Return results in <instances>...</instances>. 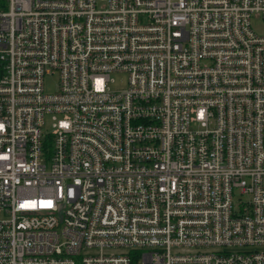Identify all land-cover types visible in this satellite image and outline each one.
<instances>
[{
  "label": "built area",
  "instance_id": "obj_1",
  "mask_svg": "<svg viewBox=\"0 0 264 264\" xmlns=\"http://www.w3.org/2000/svg\"><path fill=\"white\" fill-rule=\"evenodd\" d=\"M0 264H264V0H0Z\"/></svg>",
  "mask_w": 264,
  "mask_h": 264
},
{
  "label": "rangeland",
  "instance_id": "obj_2",
  "mask_svg": "<svg viewBox=\"0 0 264 264\" xmlns=\"http://www.w3.org/2000/svg\"><path fill=\"white\" fill-rule=\"evenodd\" d=\"M253 28L256 31H261L262 23L261 22H255L253 23ZM57 86V77L56 75H52L50 77H47L44 81V91L47 94H53L56 91ZM127 86V76L126 74H114L110 77V83L108 84V89L111 91H122ZM46 122L48 123L51 121V118L48 116L46 117ZM49 130V128H47ZM236 199H241L243 201H246L247 198L245 196L237 195Z\"/></svg>",
  "mask_w": 264,
  "mask_h": 264
}]
</instances>
